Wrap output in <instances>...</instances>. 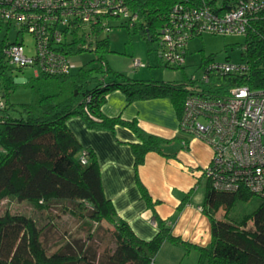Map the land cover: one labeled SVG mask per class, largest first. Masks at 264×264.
<instances>
[{
    "label": "trees",
    "instance_id": "trees-1",
    "mask_svg": "<svg viewBox=\"0 0 264 264\" xmlns=\"http://www.w3.org/2000/svg\"><path fill=\"white\" fill-rule=\"evenodd\" d=\"M180 1L126 0L130 9L142 18L140 31L134 33L138 32L150 45L155 41L154 34L165 25L171 8ZM121 26L130 30L128 26ZM86 42V37H77L70 48L71 55L96 52L98 66L87 64L76 73L66 75H34L28 83L35 96L34 103L21 105L17 116L12 114L17 107L9 102H4L0 108V204L11 199L33 204L42 212L59 205L62 211L95 227L107 223L115 247L98 254L88 245L93 242V231L86 241L68 240L51 252L44 241L50 223L41 227L32 216L6 210L0 215V264H157V255L167 242L182 246L187 253L192 249L198 251L197 264H264V198L240 221L216 217L221 207L226 209L228 217L237 203H247L256 196L245 189L215 191L208 181L202 207L211 224V242L206 247L194 245L173 233L172 227L154 211L157 203L138 176L142 198L154 211L158 231L152 239L144 240L119 217L113 202L105 195L94 150L81 144L68 121L78 117L89 129L112 133L117 126L129 129L138 139L131 145L137 171L148 153L175 157L165 152V147L173 141L146 132L135 119L125 121L104 115L102 107L107 95L120 91L128 104L167 98L180 118L188 95V81L173 84L140 80L113 71L104 60V54L110 52L108 38H96L89 48ZM16 43H19L17 39L0 41V86L4 83L5 98L15 84L8 74L4 51ZM243 58L249 67L247 72L212 76L203 87L218 93L235 87H248L252 91L264 89V21L254 23L245 38ZM210 61L213 60L203 57L199 67ZM13 68L16 67L10 69ZM192 193L184 197L179 211Z\"/></svg>",
    "mask_w": 264,
    "mask_h": 264
},
{
    "label": "built area",
    "instance_id": "built-area-1",
    "mask_svg": "<svg viewBox=\"0 0 264 264\" xmlns=\"http://www.w3.org/2000/svg\"><path fill=\"white\" fill-rule=\"evenodd\" d=\"M114 19H123L121 25L130 29L142 27V18L126 0H0V28L16 30L19 41L4 51L8 65L32 68L35 76L72 73L74 40L86 37L89 48ZM258 21H264V0H182L154 34L158 58L167 67L181 69L194 38L205 33L246 38ZM23 34L32 38L31 48ZM133 64L144 67L139 60ZM202 68V77L192 76L186 85L179 118L181 144L188 148L189 139L199 138L211 148L203 175L215 191L245 189L264 198V89L209 90L203 86L210 77L241 75L249 67L210 61Z\"/></svg>",
    "mask_w": 264,
    "mask_h": 264
},
{
    "label": "crops",
    "instance_id": "crops-1",
    "mask_svg": "<svg viewBox=\"0 0 264 264\" xmlns=\"http://www.w3.org/2000/svg\"><path fill=\"white\" fill-rule=\"evenodd\" d=\"M138 74L140 72L132 76L138 79ZM102 112L108 117H121L125 121L135 119L150 134L177 143L180 141L179 118L167 98L128 104L126 96L115 91L107 95ZM68 126L84 147L94 150L101 168L106 197L113 202L119 217L127 221L140 238L150 240L157 233L155 211L172 227L176 236L201 247L210 244L211 224L202 210L207 185L203 202L202 199L195 201L193 197L200 171L204 170L202 165L207 163L208 166L211 159L207 149L188 147L187 151H178L170 146L172 142L165 147V152L175 157L148 153L144 164L136 171L131 145L137 143L138 139L129 129L117 126L114 133L92 130L78 117L70 119ZM194 149L198 150V154ZM187 157L188 160L185 159ZM137 176L153 202L157 203L154 211L142 198ZM190 191L193 193L188 203L179 211L182 200Z\"/></svg>",
    "mask_w": 264,
    "mask_h": 264
},
{
    "label": "rangeland",
    "instance_id": "rangeland-1",
    "mask_svg": "<svg viewBox=\"0 0 264 264\" xmlns=\"http://www.w3.org/2000/svg\"><path fill=\"white\" fill-rule=\"evenodd\" d=\"M218 1L222 3L224 0ZM123 22V19L110 21V29L102 30L97 38L100 40L108 38L109 40L110 52L104 54V60L109 64L111 69L116 72L128 74L129 77L134 78L132 76L133 73L140 72L138 74V79L140 80L182 84L192 76L202 77L204 69L199 66L201 65L203 57L211 58V60L220 63L245 64L243 58V54L245 53L244 36H222L205 33L190 42L184 69L167 67L158 58L156 41L149 45L138 32L134 33L140 31V29L129 30L127 27L121 26ZM23 36L24 42L31 48L33 45L32 38L28 34H23ZM17 37L16 30H8L6 27L0 28V41L14 42ZM134 60H139L144 67L136 70L133 64ZM71 61L74 65L72 73H76L84 65L91 64L98 66L99 64L97 53L89 51L80 52L73 56ZM11 67L8 65V74L12 77L15 88L10 91L8 98H5L3 97V93L5 92L4 83H2L0 86V108L1 101L3 103L9 102L17 107V111L12 112L13 115L17 116L20 114L21 105L35 102V96L28 85L32 78H34V71L32 68H25L19 71L16 68L10 69ZM189 141V147L207 149L210 156L212 155V150L205 141L199 138H191ZM170 146L174 147L173 149L176 148L178 151H187L188 149L182 146L181 140L179 143L173 141ZM194 151L198 154L197 149H194ZM185 159L188 160V157ZM187 164L190 165V163ZM206 167L207 163L204 166L202 165L203 169ZM203 171H200L199 179H197L196 190L193 194L195 201L202 199L203 202L204 199L207 179L204 177ZM259 203L260 198L256 196L247 203H237L228 212V217H226V209L221 207L217 211L216 217L224 221L237 222L251 214L258 207ZM6 210H9L11 213L32 216L38 221L41 227L50 223L49 228L44 234V241L51 252L58 249V247L68 240L86 241L89 233L93 231V242L88 245L93 246L98 254L102 255L106 249L110 250L115 247L111 234L108 232L109 225L107 223L95 227L84 220H78L69 212L62 211L59 205L54 207L53 210L42 212L33 204L19 203L16 200L5 199L0 204V215L4 214ZM198 259V251L192 249L187 253L182 246L167 242L160 251L157 260L159 264H197Z\"/></svg>",
    "mask_w": 264,
    "mask_h": 264
}]
</instances>
